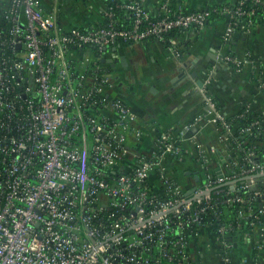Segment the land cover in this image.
Returning <instances> with one entry per match:
<instances>
[{
	"label": "built area",
	"instance_id": "obj_1",
	"mask_svg": "<svg viewBox=\"0 0 264 264\" xmlns=\"http://www.w3.org/2000/svg\"><path fill=\"white\" fill-rule=\"evenodd\" d=\"M112 1L100 25L64 28L43 0H0V264H197L185 231L200 230L206 208L191 213L193 202L208 203L224 184L234 193L236 178L264 173V161L248 153L247 165L233 163L238 174L205 171L187 195L166 163L181 155L190 127L161 133L149 154L134 155L137 116L101 63L106 49L163 44L216 17L228 20L227 42L240 25L252 28L240 22L254 15L244 4L264 0L196 11L174 10L167 0L155 16L137 1ZM115 7L126 17L117 18ZM221 61L233 63L229 55ZM205 104L206 120L220 124L228 142L235 128L211 98ZM241 181L256 190L255 180ZM235 201L242 199L225 200ZM224 231L214 233L220 249L227 248ZM220 258L229 264L228 253Z\"/></svg>",
	"mask_w": 264,
	"mask_h": 264
},
{
	"label": "crops",
	"instance_id": "obj_2",
	"mask_svg": "<svg viewBox=\"0 0 264 264\" xmlns=\"http://www.w3.org/2000/svg\"><path fill=\"white\" fill-rule=\"evenodd\" d=\"M110 0H43L44 7H56L59 24L64 28L79 26L89 28L103 22L104 11ZM127 2L129 0H116ZM131 1V0H130ZM151 15H157L161 4L167 0H134ZM174 10L196 11L220 6H234L241 0H168ZM264 6V4H261ZM228 20L211 19L202 29L180 32L173 38V46L150 41L132 46L121 45L118 57L112 52L108 59L126 58L125 67L119 68L130 75L136 88L121 95L123 101L137 116L135 127L141 131L136 142H130L133 154L150 153L154 141L161 133L189 126L188 139L181 155L166 163L172 181L186 193L204 180L205 171L224 173V163L229 158L228 142L219 128L206 120L207 97L221 107L227 117L235 116L248 103L252 112L264 114V23L248 31L242 24L224 42ZM180 56L176 57L175 53ZM229 55L233 63H223L221 57ZM183 67L182 72H177ZM184 75L191 78L183 82ZM120 80H117V82ZM204 82L202 90L197 83ZM125 89V88H124ZM149 89L150 97H147ZM210 117V116H209ZM188 172L197 173L199 181ZM225 174V173H224ZM157 185V183H155ZM264 235V226H263ZM263 247L255 236H241L232 244L235 252L229 255V264H264ZM259 245V246H258ZM219 242L214 235L204 231L192 251L197 252V264H222ZM261 251L257 259L250 254L255 248ZM263 248V251H262Z\"/></svg>",
	"mask_w": 264,
	"mask_h": 264
},
{
	"label": "trees",
	"instance_id": "obj_3",
	"mask_svg": "<svg viewBox=\"0 0 264 264\" xmlns=\"http://www.w3.org/2000/svg\"><path fill=\"white\" fill-rule=\"evenodd\" d=\"M108 3H110V1H108ZM112 3V6L120 4V2L116 0H113ZM243 8L246 11L254 9L253 16L248 19H240V22L246 19L248 23H251V31H253L255 26L264 23L263 5L254 6L246 2ZM114 10L116 17L119 19L127 15L124 11L116 9V7ZM179 34L180 33L177 32L171 33L166 38L169 40L162 45L166 48L172 47L173 44L171 41ZM262 92L264 93V90H262ZM213 102L215 103V101ZM248 105V103H245L235 116L227 117L226 119V123L235 128L234 136L228 139V148L229 151L233 153V159H228L223 165L225 176L228 177H232L239 172L238 168L233 167V163H237L239 166L247 165L248 153L256 155L260 160L264 161V114L250 111ZM215 106L216 110L221 112V107L216 103ZM255 122H257V124L252 126ZM217 127L221 128L220 131L224 133V129H222L220 124H218ZM243 129H250V131L241 133ZM238 179L239 178H236V180ZM255 181L257 188L254 190L262 193L261 197L254 196V190L248 188L243 189L245 183L239 179L235 185L236 191L234 193L230 191L229 186L224 184L210 194L208 203H205V201H202L200 204L193 202L191 213L196 210V207H198L197 209L205 207L206 210L200 215V230L195 231V229L192 228L193 230L190 232L185 231L186 237H192V242L195 243L197 234L200 235L207 230L214 235L219 228H225L224 234L220 236L219 240L225 243L227 248L225 247L219 250L218 254L221 257H225L227 253H234L235 248L232 244H236L237 240L243 235L255 236L258 240V244L263 247L262 242L264 235L263 237L259 235L262 233L261 229H263L264 226V178ZM231 196L241 198L242 202L235 201L231 204H227L225 200ZM240 214L242 216H240ZM260 251L261 250L257 247L252 251L250 256L253 259H257V255Z\"/></svg>",
	"mask_w": 264,
	"mask_h": 264
},
{
	"label": "water",
	"instance_id": "obj_4",
	"mask_svg": "<svg viewBox=\"0 0 264 264\" xmlns=\"http://www.w3.org/2000/svg\"><path fill=\"white\" fill-rule=\"evenodd\" d=\"M118 49H119V47H114V48H112L111 50L106 49V50H104V52H105V53H106V52H112L113 55H115V56L118 57V52H119ZM114 60H117V58H114V59H111V58H110V59H104V60L101 61V63H103V64H108V65L110 66V68H113V67H114V64H113V63H114ZM119 61L122 62V66H123V68H124V67H125L124 65H125V63H126V58H125V57H121V58H119ZM183 67H184V66H182L181 68H179V69L177 70V72H182V71H183ZM183 77H184L183 82H185V81H189V80L191 79V78H189V77H186V75H184ZM116 80H117V79H116ZM122 84H123L122 82L119 84V88L122 86ZM203 86H204V82H203V81H200L199 83H197V88H198L199 90H202V89H203ZM120 89H121V88H120ZM263 154H264V152H263ZM216 173H217L218 176L221 177L222 174H221L220 170H217ZM186 176H193V179H194V181H195L196 183L199 181V178H198V174H197V173H191V172H188V173L186 174ZM260 178H264V173H258V174L252 175V176L245 177V178L240 179V180L250 181V180H257V179H260ZM238 181H239V180H236V181H234V182H231V183H229V185L236 184ZM254 189H255V188H254ZM192 192H194V189H193L192 191L188 192L187 195L191 194ZM210 192H211V190L204 191V192L202 193V195H209Z\"/></svg>",
	"mask_w": 264,
	"mask_h": 264
},
{
	"label": "flooded vegetation",
	"instance_id": "obj_5",
	"mask_svg": "<svg viewBox=\"0 0 264 264\" xmlns=\"http://www.w3.org/2000/svg\"><path fill=\"white\" fill-rule=\"evenodd\" d=\"M114 67L113 68H110L111 69V74L113 76L114 79H117V80H120L117 82V88H118V91L120 92V94L122 95H126L127 93V90H132L134 88H136V84H132L130 83V75L128 72L126 71H122L120 70L119 66V60H114ZM123 83L122 86L119 88V84L120 83ZM125 88V89H124ZM151 94L149 93V89L147 91V97H150Z\"/></svg>",
	"mask_w": 264,
	"mask_h": 264
}]
</instances>
